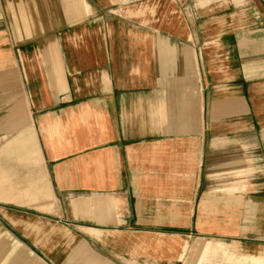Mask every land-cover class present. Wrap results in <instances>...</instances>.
Segmentation results:
<instances>
[{"label": "crops", "instance_id": "0c3cea01", "mask_svg": "<svg viewBox=\"0 0 264 264\" xmlns=\"http://www.w3.org/2000/svg\"><path fill=\"white\" fill-rule=\"evenodd\" d=\"M245 213L264 0H0V264L175 262Z\"/></svg>", "mask_w": 264, "mask_h": 264}, {"label": "rangeland", "instance_id": "374dc122", "mask_svg": "<svg viewBox=\"0 0 264 264\" xmlns=\"http://www.w3.org/2000/svg\"><path fill=\"white\" fill-rule=\"evenodd\" d=\"M256 225L260 228H253ZM244 226L243 238L234 234V228L228 229L226 234L214 231L197 232L190 239L185 238V240L189 244L200 243L201 250L186 254L183 249L178 261L159 263L149 261L147 264H264V259L255 258V255L264 254V240L255 241L262 233L264 234V213H245ZM236 247H238L237 252L232 253L231 251Z\"/></svg>", "mask_w": 264, "mask_h": 264}]
</instances>
